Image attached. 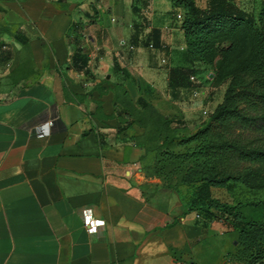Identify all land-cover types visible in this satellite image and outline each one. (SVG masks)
Returning a JSON list of instances; mask_svg holds the SVG:
<instances>
[{
	"label": "crops",
	"instance_id": "crops-1",
	"mask_svg": "<svg viewBox=\"0 0 264 264\" xmlns=\"http://www.w3.org/2000/svg\"><path fill=\"white\" fill-rule=\"evenodd\" d=\"M177 14L0 0V264H199L209 229L180 190L143 192L127 108L171 118L169 73L197 64Z\"/></svg>",
	"mask_w": 264,
	"mask_h": 264
},
{
	"label": "trees",
	"instance_id": "trees-1",
	"mask_svg": "<svg viewBox=\"0 0 264 264\" xmlns=\"http://www.w3.org/2000/svg\"><path fill=\"white\" fill-rule=\"evenodd\" d=\"M170 1L183 10L180 29L193 62L211 64L216 55L228 56L237 48L234 33L241 26H247L250 32L249 52L240 67L231 72L229 91L217 107L220 113L214 116V123L206 124L191 137L200 142V147L191 154L195 168L189 174L198 175L199 184L187 199V211L198 212V206L203 205L214 217L231 222L238 230L242 252L248 255L246 264H264V222L246 219L236 211L237 205L224 204L211 197L213 187L250 185L242 175L217 176V167L232 160L264 163V10L255 25L249 11L228 0H206L203 8L194 0ZM193 68L172 69L170 86L182 87L187 80V84H194L190 81ZM167 120L170 118L163 116V121Z\"/></svg>",
	"mask_w": 264,
	"mask_h": 264
},
{
	"label": "rangeland",
	"instance_id": "rangeland-1",
	"mask_svg": "<svg viewBox=\"0 0 264 264\" xmlns=\"http://www.w3.org/2000/svg\"><path fill=\"white\" fill-rule=\"evenodd\" d=\"M241 1L242 7L252 14L255 25H258L259 14L264 10V0ZM194 2L202 8L206 4V0ZM180 13L183 14L181 8ZM233 38L237 41L234 52L228 56L216 55L211 64H194L191 74L195 76L196 82L190 85L187 80L182 86L184 89L177 90L175 101L178 103L172 105L173 111L168 122L163 121L165 111L155 108L151 102L140 109L127 106L129 120L140 127L130 141L142 150L140 166L143 192L177 189L188 199L199 184L196 180L199 176L189 174L195 168L191 154L200 147V142L191 140V137L206 124L214 123V116L221 111L217 107L229 91L231 72L240 67L251 44L247 26H241ZM210 73L213 74L212 78L209 77ZM245 79L247 81V76ZM194 91L197 92L195 96ZM204 110L206 114L202 113ZM216 172L220 177L242 175L250 185L236 183L228 189L213 187L211 197L224 204L237 205L236 211H240L246 219L264 222V163L232 160L217 167ZM198 212L209 234L202 248L195 251L197 262L246 264L248 255L242 252L236 227L231 222L214 217L203 205L198 206Z\"/></svg>",
	"mask_w": 264,
	"mask_h": 264
},
{
	"label": "built area",
	"instance_id": "built-area-1",
	"mask_svg": "<svg viewBox=\"0 0 264 264\" xmlns=\"http://www.w3.org/2000/svg\"><path fill=\"white\" fill-rule=\"evenodd\" d=\"M228 1H230L231 3H233V4H235L236 6H238V7H240V8H243L242 7V1L241 0H228ZM177 18L178 19H181V14H177ZM152 45L150 44V47H151ZM190 81H192V82H196L195 81V76L194 75H192V76H190ZM194 96L195 95H197V92H195L194 91ZM203 114H206L207 112L204 110L203 112H202ZM58 120V116H57V114H52V116L49 118V119H47L46 121H47V124H52L54 121H57ZM86 225H88V223H86Z\"/></svg>",
	"mask_w": 264,
	"mask_h": 264
},
{
	"label": "water",
	"instance_id": "water-1",
	"mask_svg": "<svg viewBox=\"0 0 264 264\" xmlns=\"http://www.w3.org/2000/svg\"><path fill=\"white\" fill-rule=\"evenodd\" d=\"M209 77H210V78H212V77H213V74H212V73H210V74H209Z\"/></svg>",
	"mask_w": 264,
	"mask_h": 264
}]
</instances>
